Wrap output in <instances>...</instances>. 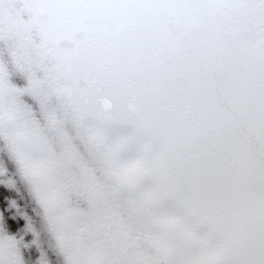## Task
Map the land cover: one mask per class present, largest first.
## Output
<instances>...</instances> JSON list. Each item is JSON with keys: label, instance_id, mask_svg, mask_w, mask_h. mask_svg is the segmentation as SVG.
Listing matches in <instances>:
<instances>
[{"label": "snow or ice", "instance_id": "1", "mask_svg": "<svg viewBox=\"0 0 264 264\" xmlns=\"http://www.w3.org/2000/svg\"><path fill=\"white\" fill-rule=\"evenodd\" d=\"M136 13L192 45L166 82L82 59L96 24ZM166 86L201 125L175 147L161 135L181 118L159 110ZM10 149L39 162L64 240L52 264H264V0H0V234L19 237L40 205ZM0 264L15 251L0 248Z\"/></svg>", "mask_w": 264, "mask_h": 264}, {"label": "water", "instance_id": "2", "mask_svg": "<svg viewBox=\"0 0 264 264\" xmlns=\"http://www.w3.org/2000/svg\"><path fill=\"white\" fill-rule=\"evenodd\" d=\"M95 29L107 53L111 65L119 79L123 78L131 65L145 69L161 70L162 80L169 76L165 69L182 70L186 62L191 61V47L183 34L174 25H169L162 14H124L118 17H106L95 25ZM175 89L165 87L159 97L161 113L177 114L181 118L169 122L162 129V137L173 133L172 143L175 147L186 129H200V123L183 119L184 113L191 112L185 105L178 109L174 103ZM204 150L214 153V146L208 144Z\"/></svg>", "mask_w": 264, "mask_h": 264}, {"label": "rangeland", "instance_id": "3", "mask_svg": "<svg viewBox=\"0 0 264 264\" xmlns=\"http://www.w3.org/2000/svg\"><path fill=\"white\" fill-rule=\"evenodd\" d=\"M85 54L88 55L86 59L84 58L87 64L95 66L102 74H108L114 80H118L97 31L95 32V39L85 51ZM9 152L11 158L16 161L21 184L39 201V220L33 222L31 218L26 217L28 223L24 233L19 237L0 234V248L5 251L14 250L16 253V264H52V257L49 252L51 250L58 255H63L64 240L56 217L50 210L37 185L34 166L39 164V162L32 161L24 151L10 149ZM4 172V165L0 163V182L9 181ZM21 198H23V193ZM28 233H31V236L29 239H25V235ZM21 249L25 251L34 249L38 254L35 255L34 259L31 253L26 258H22L20 256Z\"/></svg>", "mask_w": 264, "mask_h": 264}, {"label": "trees", "instance_id": "4", "mask_svg": "<svg viewBox=\"0 0 264 264\" xmlns=\"http://www.w3.org/2000/svg\"><path fill=\"white\" fill-rule=\"evenodd\" d=\"M87 57H88V55H86V54L84 55V54H83L82 59L85 61V59H86ZM84 58H85V59H84Z\"/></svg>", "mask_w": 264, "mask_h": 264}]
</instances>
